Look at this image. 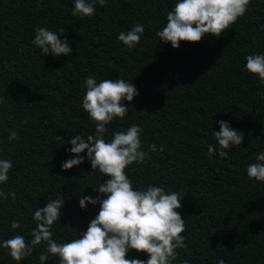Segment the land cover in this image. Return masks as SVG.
Returning <instances> with one entry per match:
<instances>
[{"label": "trees", "instance_id": "obj_1", "mask_svg": "<svg viewBox=\"0 0 264 264\" xmlns=\"http://www.w3.org/2000/svg\"><path fill=\"white\" fill-rule=\"evenodd\" d=\"M177 0H107L93 17L72 16L74 0H0V159L14 167L0 190L15 191L13 201L0 198V243L20 234L30 241L36 227L32 214L48 197L65 198L53 239L69 242L86 231L100 205L81 209L79 197H96L109 177L85 162L70 170L68 141L74 135H95V124L82 107L89 76L99 82L120 77L133 82L139 95L125 101L129 113L107 126L106 140L132 124L143 128L142 150L157 145L143 165L127 169L134 189L149 185L186 193L178 211L186 222L188 249H177L173 264H264V182L250 180L249 164L264 152V84L245 70L249 54H264V0H251L249 10L221 37L205 34L199 43H171L156 33L167 23ZM145 28L140 43L128 49L118 40L134 24ZM65 36L70 56H44L32 44L35 28ZM65 36L60 38L63 40ZM28 124H24L25 120ZM244 133L241 146L228 158L218 155L214 131L219 121ZM15 130L20 139L9 141ZM259 137V138H258ZM217 153L209 159L208 145ZM163 145L164 151H159ZM94 172V173H93ZM22 227L12 230L13 220ZM67 226V227H66ZM44 244L19 264H40ZM129 259L147 260L132 250ZM0 264H18L0 246ZM45 264H58L49 255Z\"/></svg>", "mask_w": 264, "mask_h": 264}, {"label": "clouds", "instance_id": "obj_2", "mask_svg": "<svg viewBox=\"0 0 264 264\" xmlns=\"http://www.w3.org/2000/svg\"><path fill=\"white\" fill-rule=\"evenodd\" d=\"M107 6V0H74L72 16L93 17L96 5ZM251 0H177L171 11L167 13V23L156 35L164 43H171L179 48L181 42L199 43L205 34L217 38L242 17L245 16ZM264 30V25L261 26ZM145 28L142 24L120 32L118 40L128 49H135L140 43ZM32 44L39 48L44 56H70L73 49L65 36V28L57 32L37 26ZM65 36L62 40L60 37ZM245 70L258 76L264 84V54H249L246 57ZM82 87H86L82 107L95 124V135L87 138L74 135L68 141L56 136V140L70 143L68 149L73 156L62 162V169L67 171L85 162L81 154L87 152V159L96 172L109 177L93 190L96 197L82 195L79 197L81 209L86 210L89 204L100 205L95 219L91 220L86 231L78 230V238L69 242H57L53 239L52 227L60 221L61 209L65 198L55 200L48 197L46 206L39 207L32 214L36 227L32 229L30 241L17 234L0 243L12 260L21 262L33 254L36 246L44 244L40 252V264H45L49 255L58 258V264H173L179 253L177 249L187 251L186 222L178 211L186 193L183 191H166L165 188L149 185L146 189H134L133 181L127 174L131 165H143L150 158L149 152L157 151V145H149V151L142 150L141 135L143 128L132 124L126 131H116L111 140H106L107 126L115 119L123 120L129 113L124 102H131L139 95L137 87L123 78L117 80L103 79L97 81L94 76L87 77ZM24 124H28L26 119ZM220 131H214L219 145L218 155L228 158L232 146H241L244 133L231 127L224 120L219 121ZM259 138V137H258ZM15 130L8 136L9 141L19 140ZM3 151V149H0ZM164 151V146L159 147ZM217 153L216 145L209 144L207 156L211 159ZM256 162L247 167L250 180L264 182V152L255 154ZM14 167L10 159H0V183H6L9 172ZM93 172V173H94ZM13 201L15 191L0 190V198ZM12 230L20 229V221L13 220ZM67 227V226H66ZM146 253L147 260L129 259L130 251ZM183 264H189L185 259ZM218 264H225L220 259Z\"/></svg>", "mask_w": 264, "mask_h": 264}]
</instances>
